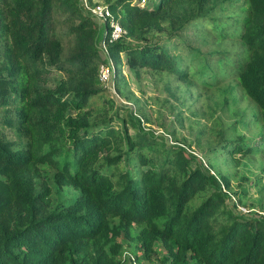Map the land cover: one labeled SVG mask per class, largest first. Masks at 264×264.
I'll list each match as a JSON object with an SVG mask.
<instances>
[{"label":"trees","instance_id":"16d2710c","mask_svg":"<svg viewBox=\"0 0 264 264\" xmlns=\"http://www.w3.org/2000/svg\"><path fill=\"white\" fill-rule=\"evenodd\" d=\"M103 1L136 38L107 45L116 91L122 66L188 78L177 60L190 48L209 73L197 77L200 85L236 79L264 125V0ZM79 5L0 0V264H120L108 249L129 237L142 255L159 242L166 264H264V215L228 208L216 176L194 154L140 126L128 131L124 117L89 121L107 90L95 83V39L106 40L109 26ZM177 41L184 52L164 49ZM226 41L237 44L233 51L219 47ZM53 71L65 78L51 88L37 82ZM36 143L46 150L32 157ZM31 157L78 188L73 202L51 206L49 187L35 189L33 174L20 170Z\"/></svg>","mask_w":264,"mask_h":264},{"label":"rangeland","instance_id":"374dc122","mask_svg":"<svg viewBox=\"0 0 264 264\" xmlns=\"http://www.w3.org/2000/svg\"><path fill=\"white\" fill-rule=\"evenodd\" d=\"M88 1L104 3L103 0ZM145 1L143 5L155 3L156 0ZM79 3V7L87 11L83 0H79ZM122 27L124 33L121 37L126 41H136L134 34L126 35V29ZM185 33L188 32L181 33V36ZM96 39L98 63L95 83L104 90L97 78V71L99 64L107 61V56L100 47V37ZM176 43L178 46L175 49L169 46L164 49L177 54L184 52V45L178 44L179 41ZM236 46L233 41L219 45L227 51H233ZM190 52L188 48V56L177 60L178 65L188 71V78L145 67L131 72L122 66L125 81L117 91L118 96L105 89L104 96L96 101L88 119L124 117L128 131L140 126L147 134L160 137L166 145H181L195 155L196 163L200 161L216 176L226 194L223 195V201L228 208L233 206V210L243 214L264 215V125L258 107L234 78H228L217 86L200 85L197 77L208 78L209 73L204 71L199 57ZM108 55L113 60V55L109 52ZM117 56L122 59L121 52ZM58 73L62 72H50L37 82L45 87H54L59 76L65 78ZM118 106L121 108L117 109ZM118 126L120 128L122 124ZM8 129L5 126L7 137H15ZM220 140L223 142L219 144ZM198 143L200 146H197ZM44 150L46 145L36 143L32 146L31 155L34 157ZM108 152L114 153L115 149L111 148ZM32 157L31 163L20 170L33 174L35 189L38 191L42 185L49 187L51 206L73 202L79 194L78 188L69 182H57L54 167L48 162H37ZM122 167L123 164L119 162L116 169ZM208 192L209 189H204L194 194L187 202L186 209H192ZM119 238L116 236L118 241ZM152 247L153 250L142 255L141 248H137L133 238L129 237L121 241L119 246L108 250L115 259L120 260V264H166L160 259L165 252L164 246L155 242Z\"/></svg>","mask_w":264,"mask_h":264},{"label":"built area","instance_id":"2783aa9c","mask_svg":"<svg viewBox=\"0 0 264 264\" xmlns=\"http://www.w3.org/2000/svg\"><path fill=\"white\" fill-rule=\"evenodd\" d=\"M145 0H138L139 5H143ZM87 0H83L84 7L89 11L92 19L97 22L99 25H104L105 23L109 26L108 36L106 40L100 41V47L102 48V52L107 56L106 62H101L98 67L97 77L99 81L103 84V86L115 97L118 96L117 91L114 87L113 76L115 73V66L112 59L109 58L107 45L108 43L119 39L123 33L124 29L119 24L117 20L113 19V14L111 10L105 3L101 2H92L87 3ZM127 255L133 259L130 253Z\"/></svg>","mask_w":264,"mask_h":264}]
</instances>
